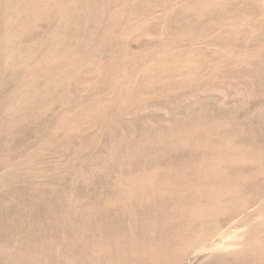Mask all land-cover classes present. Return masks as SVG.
<instances>
[{
    "label": "rangeland",
    "instance_id": "374dc122",
    "mask_svg": "<svg viewBox=\"0 0 264 264\" xmlns=\"http://www.w3.org/2000/svg\"><path fill=\"white\" fill-rule=\"evenodd\" d=\"M0 264H264V0H0Z\"/></svg>",
    "mask_w": 264,
    "mask_h": 264
}]
</instances>
